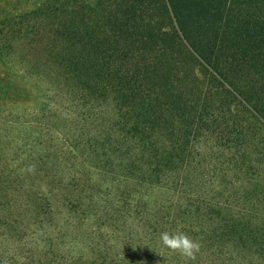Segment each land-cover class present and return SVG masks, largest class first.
Returning a JSON list of instances; mask_svg holds the SVG:
<instances>
[{"label": "trees", "instance_id": "16d2710c", "mask_svg": "<svg viewBox=\"0 0 264 264\" xmlns=\"http://www.w3.org/2000/svg\"><path fill=\"white\" fill-rule=\"evenodd\" d=\"M161 2L68 0L65 16L44 22L41 43L19 58L62 84L21 123L0 113V264H264L257 184L234 197L222 183L191 179L207 161L196 151L202 141L225 156L214 171L237 169L235 149L251 179L264 130V18L245 0H189L196 5L186 10ZM172 53L190 59L198 85H155ZM21 126L18 145L11 131ZM30 177L40 185L26 186ZM68 186L75 197L63 193ZM58 206L78 224L96 220L97 243L88 242L92 230L72 232V217L58 222ZM164 231L199 242L197 259L164 247ZM82 244L93 251L85 256Z\"/></svg>", "mask_w": 264, "mask_h": 264}, {"label": "rangeland", "instance_id": "374dc122", "mask_svg": "<svg viewBox=\"0 0 264 264\" xmlns=\"http://www.w3.org/2000/svg\"><path fill=\"white\" fill-rule=\"evenodd\" d=\"M68 0H0V85H6L5 94H0V113L9 112L11 113L12 121L22 122L27 118L24 113L38 111L40 108L45 106L46 104L51 105L52 101H48L45 97V92H48L47 89L52 88L54 85H61L62 83L57 84L54 79H52L51 73L49 70L41 71V73H36L31 67L29 62L22 63L19 58L27 50V46L32 44L39 45L41 43V37H45L46 29L42 26L44 22H51L56 18L64 17V11L67 10L66 2ZM86 3H92L94 5L95 0H84ZM181 6V9L186 10L189 9L190 6L196 5V2H188L189 0H178ZM197 2L205 1V0H195ZM238 1V0H237ZM242 1V0H241ZM152 4L159 8L162 6L161 0H151ZM245 5L252 9V13L255 14V17L260 16L264 18V0H245ZM185 13V12H184ZM160 10H155L154 15H160ZM190 19L187 18L183 19ZM191 25V22L189 24ZM189 26V27H190ZM151 38L155 39V35L157 33H152ZM195 36L194 33L190 34V37L198 40L201 37V34ZM148 35V34H147ZM154 36V37H153ZM40 42L39 44L35 43ZM37 52H32L29 50L28 54L30 57L32 55H37ZM175 53L170 54L167 60L161 58L159 64L161 68L155 85H198L196 83L195 77L193 78L192 71V62L188 57L186 58H178L175 60ZM194 74L200 76L199 70L194 71ZM194 75V76H195ZM163 76L165 78H163ZM168 78V82L167 79ZM58 80V79H57ZM43 85V86H42ZM57 87V86H56ZM43 89V91H42ZM52 93L51 95H54ZM59 100V99H57ZM60 101V100H59ZM110 110V109H109ZM110 111L106 114H109ZM254 123L252 119L250 121ZM258 127H261L259 124L254 123ZM12 129L11 135L13 137H17L18 145L21 144L22 137V128ZM65 125L57 124L56 129L59 131L62 130ZM6 126H3L0 122V136L6 135L4 134V130ZM58 131V132H59ZM255 137L258 139L259 147L255 149H251L250 157L254 160V170L252 173L251 179L246 180L245 173H247L246 166H244V161L242 160V155H237L235 149H231L228 153H232V156H236L235 160L239 164L235 166L237 169L230 170L229 174H222L217 170L214 171L213 164H216L217 167L223 162L225 156L223 154L216 151V148H211V144L208 141H202L198 145V150L202 156H206L207 161L205 164L203 163V169L196 171L193 173L191 179L195 185L203 186L208 189V181L211 179L212 183L215 185H219V183L224 184L226 188V193L234 194V197L238 195H242V191L244 189H249L252 191L250 186V182H253V185L257 184V193H259L258 203L261 205L260 216H264V130L261 128V131ZM3 141V140H2ZM23 144V143H22ZM252 145V142H249L248 148ZM10 156V154H8ZM210 161V162H208ZM257 166V168H256ZM256 168V169H255ZM72 170L66 172L65 176H63L64 183H69L70 175L72 174ZM209 173V174H208ZM243 173V175H242ZM201 174L207 175L205 178V186L204 183L201 182ZM260 174H262L260 176ZM226 175V176H225ZM226 181V182H225ZM55 182H57V176L55 177ZM228 182V183H227ZM39 178L30 177L25 180V185L30 187L31 184L40 185ZM196 189L198 187H195ZM33 189H36L33 186ZM71 197H75V192L72 186H68L64 192ZM147 196H152V198L158 194L156 191H152L151 193L147 192ZM170 194L172 192L170 191ZM84 195V194H83ZM226 195V194H225ZM166 196V195H164ZM245 209H247L251 214H254L255 209L250 206V204H245ZM57 212V221L63 222L65 218L70 220L73 218V221L77 223V215L74 212H69L67 209L58 206L56 208ZM94 214V212H90V215ZM81 219H83L81 217ZM75 228L72 232L83 233L82 235H88L91 231L89 237H87L88 242L92 244L97 243L98 232L100 227H96L98 222L93 220L92 217L89 219L84 218V220L80 224H73ZM75 233V234H78ZM73 234V233H72ZM74 234V235H75ZM83 249V253L88 255L91 251L90 249H85L84 245L80 246Z\"/></svg>", "mask_w": 264, "mask_h": 264}, {"label": "clouds", "instance_id": "9594fccd", "mask_svg": "<svg viewBox=\"0 0 264 264\" xmlns=\"http://www.w3.org/2000/svg\"><path fill=\"white\" fill-rule=\"evenodd\" d=\"M28 170L32 171V166H29ZM160 241L164 247L179 254L186 261H195L201 250L199 242L183 231H164L160 234Z\"/></svg>", "mask_w": 264, "mask_h": 264}]
</instances>
